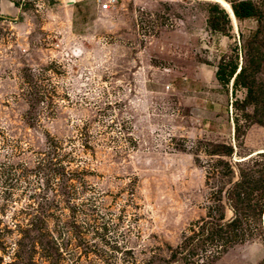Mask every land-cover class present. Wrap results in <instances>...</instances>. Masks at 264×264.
I'll return each mask as SVG.
<instances>
[{"label": "rangeland", "instance_id": "1", "mask_svg": "<svg viewBox=\"0 0 264 264\" xmlns=\"http://www.w3.org/2000/svg\"><path fill=\"white\" fill-rule=\"evenodd\" d=\"M7 1L0 264H264V63L256 104L217 74L264 52V0ZM249 185L241 240L196 234Z\"/></svg>", "mask_w": 264, "mask_h": 264}, {"label": "trees", "instance_id": "2", "mask_svg": "<svg viewBox=\"0 0 264 264\" xmlns=\"http://www.w3.org/2000/svg\"><path fill=\"white\" fill-rule=\"evenodd\" d=\"M246 12H249L250 14H252V16L257 15L259 22L262 24L263 20H264V13H260L259 9L256 5H250L248 7H245ZM233 10V8H232ZM242 12H244V10H241ZM259 13V15H258ZM262 27V26H261ZM260 39V34L257 33L256 36H254V40L252 41V46H251V57L249 60V66L242 68L241 71L237 73V66H233V68L229 71L227 70V73L225 72V70L223 69V67L221 66L219 69L218 74V79L221 82H226L227 84L230 82V80L234 77V75H236L235 78V84L237 86V88H243L246 89L247 91V99L249 103H255L257 101V93L254 90V88H252V84L248 83V79L251 77L250 75H247L248 73V69L251 66L252 71L251 73H256L254 72L253 69L255 70H259L261 63H264V52L261 50L263 48L262 44H261V40ZM264 43V42H263ZM225 73L227 75H225ZM229 74V75H228ZM228 76V78H227ZM235 86V87H236ZM243 182H241V184L239 186H243ZM249 190H245V191H241L237 192V198L238 200L242 201L241 202V206H238L235 210H236V215L234 218L226 221V222H221L219 220H213V218L209 217L210 219H203L201 221V224L198 226L197 224H195V228L199 227V231L196 230V234H199L201 231L203 236H205V234L207 233V236H205L206 238H210L213 242L216 241L217 246H224L227 245V243H231L233 241H239L241 240L242 236H244V231L242 230L243 228L241 227L243 224V218L246 217L247 213L248 214H253L256 215L257 214V210L259 209L258 207V202L253 198V192H252V187L249 185ZM245 196V198L242 197ZM255 200V201H254ZM244 201L245 204H244ZM242 211H244L242 213ZM245 216V217H243ZM240 226V229H239ZM229 230H226L228 229ZM232 228V229H230ZM232 238V239H231Z\"/></svg>", "mask_w": 264, "mask_h": 264}, {"label": "built area", "instance_id": "3", "mask_svg": "<svg viewBox=\"0 0 264 264\" xmlns=\"http://www.w3.org/2000/svg\"><path fill=\"white\" fill-rule=\"evenodd\" d=\"M99 4L101 13H108L112 10L113 5H116L120 0H95Z\"/></svg>", "mask_w": 264, "mask_h": 264}, {"label": "bare ground", "instance_id": "4", "mask_svg": "<svg viewBox=\"0 0 264 264\" xmlns=\"http://www.w3.org/2000/svg\"><path fill=\"white\" fill-rule=\"evenodd\" d=\"M218 1L223 4V6L227 9V11L230 13V15L235 20V17H234V14H233V10L231 9V6L228 3L224 2V0H218Z\"/></svg>", "mask_w": 264, "mask_h": 264}, {"label": "crops", "instance_id": "5", "mask_svg": "<svg viewBox=\"0 0 264 264\" xmlns=\"http://www.w3.org/2000/svg\"><path fill=\"white\" fill-rule=\"evenodd\" d=\"M0 8L2 9H9L10 8V4L9 1L7 0H0Z\"/></svg>", "mask_w": 264, "mask_h": 264}]
</instances>
